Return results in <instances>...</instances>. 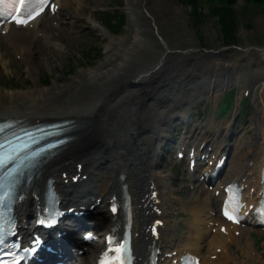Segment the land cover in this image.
<instances>
[{
  "label": "bare ground",
  "instance_id": "bare-ground-1",
  "mask_svg": "<svg viewBox=\"0 0 264 264\" xmlns=\"http://www.w3.org/2000/svg\"><path fill=\"white\" fill-rule=\"evenodd\" d=\"M95 1L77 0L78 3ZM150 1H129L132 21L131 35L127 38L118 39L111 36L113 43L118 46L117 51L106 56L101 63L91 68L85 75L80 74L78 79L64 83L62 87L37 86L28 90L9 91L7 93L23 103L24 108L21 106L18 108L0 107V119L7 116H23L32 122L63 119L75 121V126L71 131L73 137L71 142L62 148L57 155L40 164L34 180L24 190L27 197L21 204L20 214L22 217H26V214L34 209L32 206L37 205L43 198L40 195L43 193L46 180L49 177L55 179V184L58 186L61 195L66 199L72 190V183L67 182V179L71 178L72 180L79 173L77 164L82 162L84 165L81 174L92 173L93 179H90V182L93 183L92 186H99L97 193L104 200L110 201L114 194L119 195V187L122 184L127 187L123 188L120 194L129 191L133 196L135 209L134 244L140 264H143L148 257L147 245L151 243V239L154 240L157 247L162 249L166 241L165 230L169 234V228L166 227L161 228V235L158 238L148 231V225L153 223L156 217L165 219L166 215L165 210L162 215L155 212V205L158 204V207L162 206L163 208L167 199V176L156 170L154 160V142L159 139L162 127L156 107H163L164 104L169 103L179 95V93H174L173 96L177 87L183 88L193 83L195 78L191 76L193 67H188V64H186L187 70L183 73L180 72L181 75H184L180 77V80L172 78L175 72H179L175 71L177 68L175 62L181 68L183 61H176L180 54L168 51L171 48L170 45L169 47L167 45L169 42L161 39L158 32L151 27L152 23L156 25L157 15L155 8L150 7ZM59 3L62 4L63 0H59ZM162 4L165 5V0ZM168 7L170 6L168 5ZM93 22L95 21L93 20ZM76 23L79 26V21ZM95 26L103 29L100 24L96 23ZM43 30L46 32L47 40L53 39L55 33L51 27L32 29L33 38H29V31L8 35L12 47L27 60L30 73H33L37 68L32 58V49L34 44L38 42L37 36L43 33ZM55 30L57 31L55 36H58L59 39L57 43L53 44L57 48L65 44H72L71 33L74 32L70 27ZM105 33L108 34V31L105 30ZM162 48H164L163 51L158 54ZM0 54H3L1 50ZM151 55L155 58L152 64L148 65L145 61ZM262 55L261 57H264V52ZM2 58L0 56V60ZM173 58H175V62L172 61ZM224 63L222 62V65L219 66L215 65L213 69L221 70ZM231 66L230 69L226 70L229 72L224 73L225 77H218V71L212 70L209 75L201 76L202 81L200 82L207 83L212 89H215L221 82H224L225 86L231 81L230 79L239 80L243 69L238 60ZM204 67L209 68L206 64ZM223 72L221 71L219 74ZM152 77L155 81L148 82ZM249 84L252 86L254 95L259 94L263 87L257 82H250ZM169 87L171 94L166 93ZM62 95L65 97L60 101ZM155 99H158L159 103ZM209 126H213V121ZM219 130L224 133V129L221 127ZM223 133L221 134L223 135ZM219 138L220 136H216L212 139L217 141ZM260 138L261 136H258L257 132L254 141L258 146H260ZM262 138H264V132ZM206 139L207 137L204 140ZM220 147L221 145L217 146V151ZM256 151H261L260 160L256 154H253L246 164L235 165L233 178L248 184L247 193L251 192L252 188L258 191L261 188V170L258 171L256 168L262 167L264 150L262 148ZM252 159H255L252 163H256L258 160V166L249 165ZM206 169L204 168L203 171ZM99 170L106 173L105 179L101 183H98L96 172ZM119 175L122 177L118 178ZM87 182L85 180L84 183L87 184ZM154 190H158L159 198L152 197ZM203 191L205 196H199L194 200L197 202L193 209L195 213L201 207L202 209L212 208L211 201H214L215 196L209 194L207 190ZM111 222L112 228H107L103 233L104 238L107 232H111L114 228L119 229L123 225L120 214L116 217L113 215ZM219 223L222 224L223 222L220 220ZM231 229L228 227L227 232L219 231L210 238L211 246L222 247L226 261L229 260L228 258H235L236 260V257L227 250L226 244ZM192 230L201 234L198 226H193ZM232 237L240 239L242 236L234 234ZM173 240H168V244H173ZM251 244L249 240H246L242 246L247 253H251ZM187 245L191 246V250L189 248L178 250L180 252L177 253L181 255L190 251L200 256L197 238L190 235ZM92 260V256L87 259L81 257L75 264H92ZM217 262V260H212L209 257L202 256L201 258V264H216ZM242 262L249 264L244 260Z\"/></svg>",
  "mask_w": 264,
  "mask_h": 264
},
{
  "label": "rangeland",
  "instance_id": "rangeland-1",
  "mask_svg": "<svg viewBox=\"0 0 264 264\" xmlns=\"http://www.w3.org/2000/svg\"><path fill=\"white\" fill-rule=\"evenodd\" d=\"M129 1L130 0H96L91 3H78L77 0H65L63 14L53 19L59 20L60 27L64 26L71 28L78 19L79 28L75 29L74 33H71L73 40L72 44H65L57 48L46 40L45 37H38V42L34 44V48L32 49V58L37 67L33 73H30L28 70L27 60L23 58L19 51H16L12 47L10 38L0 34V50L3 53L0 54V56L3 57L2 60H0V91L2 92L0 94V107L18 108L21 106L24 108L25 105L23 103L19 102L16 97H12L7 92L13 90H28L36 88L37 86H50L52 88L62 87L64 83L78 79L80 74L85 75L91 68L101 63L106 56L117 51L118 46L113 43L112 37H117L116 39L127 38L132 33ZM150 2V7L152 9L153 7L155 8L157 15L156 26L159 34L169 42L173 49L198 48L196 51H193L194 53L192 52L189 55L181 52L179 55L180 57H177L176 61L182 60L185 63H189L190 57H201L202 61L200 59H195L193 61L198 63V68H201L200 63H209L212 60L218 59V57L231 60L234 59V57L243 56L255 62L253 68L264 70V61L259 56V51L253 48L246 51L245 49L235 46L222 48L226 42L223 40L217 16L210 14L211 11L209 9L212 3H209L208 0H200L199 7L203 10L205 15H202L196 22L193 19L192 6L183 3L181 0H165V5L162 4L163 0H151ZM168 5L170 7H168ZM233 7L236 8V23L234 30L236 40L240 47H246L251 44L264 45V2L256 3L239 0ZM79 8L84 9L80 10ZM117 9L121 13H126V18L122 25L119 26L118 24L116 27L119 32L112 33L103 25L100 18L104 13L113 12ZM53 19L50 18L49 23H51L50 26L55 35H57V31L54 29L57 23H53ZM92 19L100 22L108 29L109 33L106 34L104 30L96 28L92 23ZM63 20L64 22H62ZM44 24L45 22L43 21L41 25L43 26ZM156 26L153 23L151 24V27L154 29H156ZM12 30L11 33L17 31L19 34L27 31L26 29L16 28ZM15 33L16 32H14L13 35ZM55 35L53 34V39L58 41L59 37ZM30 37H32L31 33L29 34V38ZM203 47H205V49H203ZM162 51L163 49H160L158 54ZM244 52L245 55H242ZM154 58L155 57L151 55L147 57L145 62L149 65ZM4 61L7 62V65H5ZM172 61L175 62V58H173ZM247 71L249 70L247 69ZM246 85L245 79L242 78L240 82H237V85H234L232 91H234L238 97L243 93V90L247 87ZM259 92V94H255V98L251 97L245 103V115L239 121L240 125L244 127V142L247 146L255 144L253 141L254 132L259 130L257 125L263 130L264 103H260V101L262 97H264V87L261 88ZM64 97L65 96L62 95L60 101L64 99ZM222 100L223 95L218 98L217 102L214 103L212 100L211 103H207L206 106L208 110L204 112L203 119H205V121H210L211 118L216 123H222L223 126H226L228 123L232 126L234 124L233 116L235 108L231 107L226 114H223L220 110ZM252 106L255 108L254 110ZM196 114L198 113H195V115ZM165 126L168 129L172 128L170 123ZM159 145L160 144H158L157 151L160 149ZM250 150L251 149L247 148L246 151L252 152ZM157 170L163 174H167V199L165 201V206L167 210L170 211L169 220L173 229V235L176 238H181L186 235L188 226L194 220L192 212L189 211L195 204V202L191 201V198H195L199 195L198 191L201 186L197 189L195 187H189V184H192V182L188 179L186 181L188 175L185 173H181L180 176H177V179V177L174 176L176 170L173 164H161ZM183 177H185V179H181ZM213 216L212 213L208 212L204 217H208L209 219ZM104 221L107 222L108 217L104 218ZM206 228L208 229V227ZM104 229L105 227L103 224L101 231L103 232ZM246 230L249 231L248 228H246ZM213 233L212 231L210 235ZM207 236L208 235H203L198 244L203 248L202 251L208 254L210 237ZM244 238L251 240L255 249L253 250L255 259L253 257L247 259L246 256L242 254L241 250L236 251L235 248L237 247L234 245L231 249L238 255L237 262L239 261L241 264H244L242 262V260H244L251 264H264V237L262 239H256V236H250L248 232ZM91 254L93 255V253L89 251L84 253L82 257L87 259L92 256Z\"/></svg>",
  "mask_w": 264,
  "mask_h": 264
},
{
  "label": "trees",
  "instance_id": "trees-1",
  "mask_svg": "<svg viewBox=\"0 0 264 264\" xmlns=\"http://www.w3.org/2000/svg\"><path fill=\"white\" fill-rule=\"evenodd\" d=\"M188 4L192 5V15L196 22L202 15H205L203 10L199 7L200 0H183ZM257 3H262L264 0H249ZM210 4V14L216 15L218 22L220 23L221 30L226 40L232 41L235 39V23H236V10L233 4L236 0H208ZM114 17L113 15H110ZM107 24L113 26L111 20L107 21ZM234 31V33H233Z\"/></svg>",
  "mask_w": 264,
  "mask_h": 264
},
{
  "label": "snow or ice",
  "instance_id": "snow-or-ice-1",
  "mask_svg": "<svg viewBox=\"0 0 264 264\" xmlns=\"http://www.w3.org/2000/svg\"><path fill=\"white\" fill-rule=\"evenodd\" d=\"M29 3H39L41 6L44 4V0H28ZM25 0H0V15L5 14V11L12 10L16 5H24ZM18 23H25V20H17ZM4 166V161H0V167ZM115 211V209H113ZM120 251V249H117Z\"/></svg>",
  "mask_w": 264,
  "mask_h": 264
}]
</instances>
